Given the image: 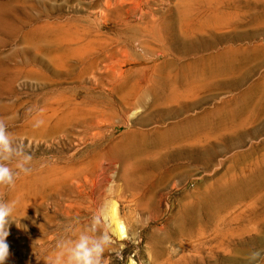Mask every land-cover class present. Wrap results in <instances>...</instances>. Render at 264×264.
Returning <instances> with one entry per match:
<instances>
[{
  "label": "rangeland",
  "instance_id": "rangeland-1",
  "mask_svg": "<svg viewBox=\"0 0 264 264\" xmlns=\"http://www.w3.org/2000/svg\"><path fill=\"white\" fill-rule=\"evenodd\" d=\"M191 3L217 5L235 23L205 20L198 27L199 21L195 34L184 27L189 41L207 49L202 56L240 47L247 55L235 59L237 74L188 99L203 104L180 120L243 108L242 99L236 103L245 93L257 107L248 109V122L191 157L153 146L127 153L129 134L152 135L161 126L148 106H125L128 87L153 84L165 61L181 67L195 58L165 44L162 32L171 17L179 29V11ZM0 6V119L32 155L31 172L14 187H0V201L16 202L7 264H46L59 240L75 239L94 217L92 234L113 237L109 264H247L250 251L264 249V0H0ZM241 78L242 86H231ZM216 116L213 122L230 121ZM37 121L43 123L36 127ZM225 191L235 197L221 209Z\"/></svg>",
  "mask_w": 264,
  "mask_h": 264
},
{
  "label": "bare ground",
  "instance_id": "bare-ground-1",
  "mask_svg": "<svg viewBox=\"0 0 264 264\" xmlns=\"http://www.w3.org/2000/svg\"><path fill=\"white\" fill-rule=\"evenodd\" d=\"M201 6L203 7V9L200 8ZM179 13L181 17V20H179L181 27L179 29H176L177 27L175 28L177 20H175L174 17H171L169 20L164 21L162 25L164 38L163 42L171 46L176 51L181 50V52H183L185 55L195 54V58H185L184 61L182 60L183 63L181 67H179L175 61H165L164 69L163 67H161L162 69L160 70L158 77L154 80L152 79L153 84L150 83L151 85H148L146 87L144 83H135V85L128 87V93L125 91L127 93L125 106L128 109L131 110L132 108L136 109V107L148 106L151 112H153V115L151 117L157 116L158 122L161 124V126L159 125L160 127L157 128L156 133H152V135H150V133L148 134L147 132H142L140 133V135L135 132L129 134V142L123 148L127 153L133 154L135 152H138L139 150H144L148 146H153L158 148V150L160 151H172L174 157H191L193 156L192 152H195L194 150H198V146L206 147L207 143L211 142L213 139H220L225 137L226 133L229 130L235 127L236 129L238 127H241L251 118V111H248V109L253 108L255 104L253 105L251 101L253 98L252 95L245 93L240 98L239 103H236L237 105L241 104L242 99V105L244 103L243 108L238 107V109L236 108L237 110H231L228 112H225L223 109H219L216 111H214L213 109H206L200 115L188 116L180 120V117L184 116L186 113H188V111H194V109L201 107L203 104L202 101L188 104V99L198 97V95L204 90L211 91L215 87L216 81H218L219 77L235 75L239 71H241V69L239 70V67L236 66L237 63L235 64V59L241 55L246 54V49H244L243 47L237 49L228 48V51L221 52L216 55H210L207 57L202 56L201 54L204 53L207 49L199 46L197 42L189 41L186 38V34L188 33V31H184L183 28H190L192 29L191 33L195 34V26H198L197 23L199 21H201V24L198 27H205L207 24L205 20L216 25L217 27H232L235 25V23L228 18L227 12L221 11V9L217 5H213L211 3H205L202 5L193 3L187 4L183 7L182 10L179 11ZM223 19H225L226 21H223ZM38 32L39 29H33L32 35H37ZM190 37L192 38V36ZM38 46L39 51L40 44ZM43 46H46V44ZM240 58L241 57H239L238 59ZM35 60L38 63H45L41 56H37ZM216 62H218L217 68L213 65ZM236 68L238 69L236 70ZM174 72L176 73L173 74ZM243 82L244 79L240 81L238 80L233 83V85L231 84V86L239 88V86H242ZM123 88L119 87L118 91H122ZM150 98L151 101L149 102L148 100ZM209 98L211 97L204 99V102H208L206 100H210ZM169 105L172 106V108H165L169 107ZM243 110H245V112ZM253 110H255V107ZM216 115L222 117V119L230 118V121L223 120L224 123L222 121H220L219 123L217 119L216 122H213L211 118ZM247 115H249L250 118H247ZM169 120H173V122L167 123ZM174 120L178 121L174 122ZM151 122L152 119H144L141 121V124L150 125ZM38 182V180H34L33 186H37L39 184ZM234 197L235 196L232 195L229 191H225V193L218 199V204L220 205L221 209H227L228 205L231 204V201H233ZM217 198L218 196L215 197V200Z\"/></svg>",
  "mask_w": 264,
  "mask_h": 264
},
{
  "label": "clouds",
  "instance_id": "clouds-1",
  "mask_svg": "<svg viewBox=\"0 0 264 264\" xmlns=\"http://www.w3.org/2000/svg\"><path fill=\"white\" fill-rule=\"evenodd\" d=\"M42 123L37 121L35 126L39 127ZM31 162L32 155L25 150V145L14 138L7 122L0 119V187H14L21 173L27 175L31 172ZM106 207L108 210L109 205L106 204ZM15 209V201H0V264H7L10 257L9 224L15 222ZM96 231L94 217L92 226L75 239L59 240L55 253L47 257L46 264H109L105 253L113 247V237L110 231L92 234ZM261 258H264V249L250 251L247 264H258Z\"/></svg>",
  "mask_w": 264,
  "mask_h": 264
}]
</instances>
